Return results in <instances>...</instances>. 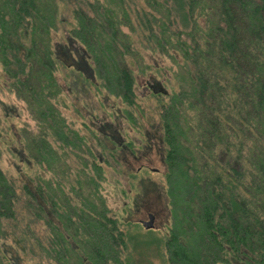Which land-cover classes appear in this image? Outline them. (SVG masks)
I'll return each mask as SVG.
<instances>
[{
	"label": "trees",
	"instance_id": "1",
	"mask_svg": "<svg viewBox=\"0 0 264 264\" xmlns=\"http://www.w3.org/2000/svg\"><path fill=\"white\" fill-rule=\"evenodd\" d=\"M60 2L0 0L2 67L13 87L16 82L27 86L28 77L18 74L28 76L34 61L41 65L38 70L41 76H37L39 81L43 80L40 88L26 90L45 120L43 126L49 127L45 135L27 136L25 147L33 156L25 159L27 168L23 175L19 169L13 174L0 167V264L14 263L5 247L7 228L13 235L25 231L20 219L23 213L17 208L25 216H31L43 231L36 234L27 219L32 240L24 246L34 252V264H133V256L127 249L131 233L102 200L81 195L80 180L70 183L71 191L67 192L57 180L58 184L52 185L50 178L46 180L31 169L34 166L50 169L56 160L49 136L82 146V136L54 103L55 97L63 92L54 76L59 58L58 48L51 40ZM70 2L78 22L73 36L91 47L97 61L102 56L112 59L110 39L116 28L111 19L116 14L105 10L104 17L111 29L108 35L102 24L98 27L94 23L80 1ZM145 3L150 7L148 10L141 7V13L137 8L135 12L136 16L141 15L140 23L149 31L148 38L155 42L152 48L173 59L179 56L181 65H187V76L183 78L190 81L185 95L191 97L186 105L189 120L193 119L192 125L187 120L183 127L176 119L177 112L169 108L181 103L177 99L184 90L172 93L152 90L160 103H164L163 97L171 99L163 104L161 120L166 143L163 174L172 223L159 238L160 248L168 264H264V0H145ZM124 7L122 11L129 21L128 6ZM92 38L100 41L98 51ZM173 38L176 45H172ZM84 60L82 66V60H74L73 70L84 74L88 65L93 71L89 60ZM102 62L99 77L105 81L104 85L120 94L129 108L137 106L130 69L113 59L114 82L109 85L112 79L106 77L109 70ZM179 133L183 139L189 137L193 146L185 145ZM96 139L98 145L102 143L97 134ZM85 149V154L80 151L86 155L81 170L87 171L84 166H88L95 172L92 175L87 171L90 177L86 179L103 178L100 157L90 146ZM221 154L224 158L237 156L227 163L226 158H220ZM97 192L95 186L94 195ZM142 227L155 229L154 225Z\"/></svg>",
	"mask_w": 264,
	"mask_h": 264
},
{
	"label": "rangeland",
	"instance_id": "2",
	"mask_svg": "<svg viewBox=\"0 0 264 264\" xmlns=\"http://www.w3.org/2000/svg\"><path fill=\"white\" fill-rule=\"evenodd\" d=\"M78 1L98 27L100 24L103 25L108 35L111 29L104 17L105 10L108 13L113 10V14H116V18L111 19L116 28L113 32L114 37L110 39L112 59L102 56L98 58L100 61H97L91 47L84 40L73 36L74 27L78 26L72 11L74 6L70 0H61L58 4L59 19L57 18L56 25L51 29V40L58 48L59 58L56 61L54 76L62 85L63 92L55 97L54 103L65 120L82 136L81 141L77 138L82 146L67 144L64 139L49 136L56 154V160L52 161L50 167L53 173L47 166L36 169L34 166L31 169L34 168L46 180L50 178L52 185L59 182L67 192L70 190V183L76 184L75 179L80 180L81 195L99 202L102 200L109 212L118 217L121 226L131 233L127 249L133 256V264H168L159 243V238L168 232L172 223V213L166 194L167 183L163 174L166 168L164 159L166 143L161 116L164 111L163 104L166 101L170 103L171 99L168 96L163 97L164 103H160L152 90H160L161 87L168 93L184 90L177 99L181 103L173 104L169 108L173 113L177 112L179 116L176 119L183 127L187 120L192 125L193 119L189 120V107L186 105L191 97L185 95L190 81L183 78L187 76V65H181L183 61L179 56L178 59H173L171 55L152 48L155 42L151 37L148 38L149 31L140 23L141 15L136 16L135 12L136 8L139 11L141 7L145 10L150 8L145 0H124L128 6L129 21L121 8L125 9V4L119 0ZM93 35L98 36L95 30ZM69 39L71 43H68ZM173 40L172 45H176L174 38ZM92 42L98 51L100 41L96 42L95 38H92ZM75 56L80 59H73ZM84 59L89 60L94 70L90 71L88 65H85L87 69L84 67V74L73 70L74 60H82L80 64L82 66L85 64ZM113 59L121 66H127L134 77L138 105L133 108L124 103L120 94L114 90L111 92L105 86V81L99 77L104 61L109 70L105 72L107 75L105 76L110 77L109 80L112 79ZM40 67L41 65L34 61L28 76L18 74L22 78L28 77L27 86L16 82L17 84L10 87L8 73L5 72L0 60V167L13 174L19 169L23 175L27 168L25 159H28L29 155L33 156L25 147L27 136L36 138L45 135L46 129H49L47 125L43 126L45 120L41 117L36 104L32 102L31 93L26 90L28 87L33 90L40 88V83H43L42 79L40 81L37 79ZM113 82L114 78L108 81V84L111 85ZM115 90H118L116 86ZM46 93L48 94L47 89ZM96 134L102 142L99 145ZM179 137L183 139L181 135ZM190 137L195 143L192 133ZM182 142L187 146H193L189 137H185ZM88 146L101 159L103 178L96 176L91 181L87 180L86 178L90 177L87 171L92 175L95 172L88 166H84L87 171L81 170L86 155H82L80 151L85 154V148ZM22 147L25 148L23 151ZM234 157L225 156L227 163L233 162ZM220 158L225 160L222 154ZM156 169L158 173L153 171ZM201 170L204 171L203 167ZM95 186L98 189L97 195L93 193ZM20 209L17 208V211L23 213L20 219L23 221L22 228L25 231L13 235L10 228H7L9 236L5 247L14 261L13 264H34L36 259L32 256L34 252L31 253L30 249L24 246L26 242L32 240L30 238L32 230L26 227L27 219L29 218V226L35 229L36 234L43 231L30 218L31 216H25L24 211ZM149 213L154 215V230L144 229L143 225L138 223L147 220Z\"/></svg>",
	"mask_w": 264,
	"mask_h": 264
},
{
	"label": "water",
	"instance_id": "3",
	"mask_svg": "<svg viewBox=\"0 0 264 264\" xmlns=\"http://www.w3.org/2000/svg\"><path fill=\"white\" fill-rule=\"evenodd\" d=\"M160 91L166 92V90L163 87H161ZM141 222L147 228L153 227V225H154V215L152 213H149L148 214V219L147 220H141Z\"/></svg>",
	"mask_w": 264,
	"mask_h": 264
},
{
	"label": "flooded vegetation",
	"instance_id": "4",
	"mask_svg": "<svg viewBox=\"0 0 264 264\" xmlns=\"http://www.w3.org/2000/svg\"><path fill=\"white\" fill-rule=\"evenodd\" d=\"M150 85H151V83H150ZM151 87H153V86H151Z\"/></svg>",
	"mask_w": 264,
	"mask_h": 264
}]
</instances>
